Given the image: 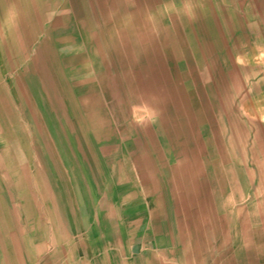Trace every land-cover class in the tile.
Here are the masks:
<instances>
[{
	"label": "rangeland",
	"instance_id": "rangeland-1",
	"mask_svg": "<svg viewBox=\"0 0 264 264\" xmlns=\"http://www.w3.org/2000/svg\"><path fill=\"white\" fill-rule=\"evenodd\" d=\"M0 264H264V0H0Z\"/></svg>",
	"mask_w": 264,
	"mask_h": 264
},
{
	"label": "clouds",
	"instance_id": "clouds-1",
	"mask_svg": "<svg viewBox=\"0 0 264 264\" xmlns=\"http://www.w3.org/2000/svg\"><path fill=\"white\" fill-rule=\"evenodd\" d=\"M155 118L156 117L151 112H148L143 117H136V120H137L138 123H143L144 120H153L154 121Z\"/></svg>",
	"mask_w": 264,
	"mask_h": 264
},
{
	"label": "bare ground",
	"instance_id": "bare-ground-1",
	"mask_svg": "<svg viewBox=\"0 0 264 264\" xmlns=\"http://www.w3.org/2000/svg\"><path fill=\"white\" fill-rule=\"evenodd\" d=\"M136 22H137V21H136ZM145 31H146V30H145ZM149 45H150V44H149ZM197 49H198V48H197ZM16 59H17V58H16ZM16 69H17V68H16ZM14 77H15V76H14ZM141 81H142V84H143V85H146L147 82H146L144 79H141ZM150 83H151V82H150ZM150 83H149V84H150ZM205 84H206V83H205ZM158 86H159V85H158ZM158 86H157V87H158ZM147 90H148V89H147ZM162 93H164V92H162ZM203 104H204V103H203ZM162 110H163V109H162ZM159 112H160V111H159ZM156 114H157V113H156ZM162 114H164V113H162ZM163 116H165V114H164ZM165 118H166V117H165ZM163 119H164V118H163ZM249 120H250V119H249ZM148 122H149V121H148ZM107 125H108V124H107ZM224 127H225V126H224ZM143 128H144V127H143ZM225 128H226V127H225ZM144 129H145V128H144ZM218 151H219V150H218ZM219 157H220V156H219ZM221 170H222V169H221ZM192 180H193V179H192ZM190 210H191V209H190ZM240 218H241V217H240Z\"/></svg>",
	"mask_w": 264,
	"mask_h": 264
}]
</instances>
